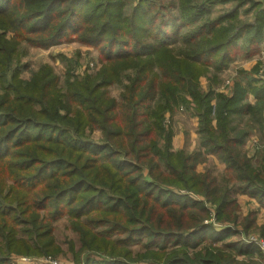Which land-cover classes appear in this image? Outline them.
Returning a JSON list of instances; mask_svg holds the SVG:
<instances>
[{
	"label": "trees",
	"instance_id": "trees-1",
	"mask_svg": "<svg viewBox=\"0 0 264 264\" xmlns=\"http://www.w3.org/2000/svg\"><path fill=\"white\" fill-rule=\"evenodd\" d=\"M216 2L234 7L209 20ZM126 7V0H0V264L12 254L55 253L52 223L65 217L103 255L79 264H245L235 245L190 251L198 237L219 236L204 224L207 204L199 198L215 206L220 234L236 225L234 194L264 206V154L254 166L241 153L250 130L238 127L246 117L264 128V80L251 76L259 64L252 74L239 71L231 93L213 87L237 59L264 50V0H178L176 11L152 0ZM67 40L99 51L98 75L65 94L48 67L20 78L19 43L47 49ZM129 70L135 74L117 103L107 88ZM179 109L198 118L201 146L226 166L225 186L196 171L195 155L172 150L164 119ZM95 129L103 132L99 143L87 138ZM141 238L156 252L134 256L129 247ZM170 243L178 247L166 253Z\"/></svg>",
	"mask_w": 264,
	"mask_h": 264
},
{
	"label": "rangeland",
	"instance_id": "rangeland-1",
	"mask_svg": "<svg viewBox=\"0 0 264 264\" xmlns=\"http://www.w3.org/2000/svg\"><path fill=\"white\" fill-rule=\"evenodd\" d=\"M158 6H165L171 9V11L178 10V0H152ZM199 3L205 2V0H195ZM257 1V0H253ZM127 2V13L133 8L138 0H126ZM174 6H168L172 5ZM234 7L233 2L220 3L216 2L210 10V15L207 17L209 20H215L221 14L231 10ZM247 8V7H246ZM244 9V8H243ZM206 18V19H207ZM243 20L251 19V15H241ZM5 33L0 31V34ZM6 38L13 40L15 33L9 31L5 34ZM179 47V45L177 46ZM15 59L18 63V68L20 70V78L24 81H29L35 73H38L42 68L48 67L52 70L53 75H55L59 81L57 83L58 88L62 94L66 93L67 88L71 84L81 83L86 77H95L98 75L102 68V56L95 47L84 45L77 41H69L52 46L50 48H38L28 45L25 42L18 44L16 50ZM238 60V59H237ZM236 60V61H237ZM235 61V62H236ZM234 63V62H233ZM229 66V69L233 68L234 64ZM16 67L14 63L13 69ZM228 69V68H227ZM228 69V70H229ZM227 71V70H226ZM224 71V72H226ZM232 72V73H231ZM227 75L221 74L218 83L213 87L215 88V93H226L229 90L232 92L231 87L225 86V82L231 79L234 71L231 70ZM238 73V72H237ZM133 71H127L119 77L118 81L113 83L109 88H107L108 96L115 100L117 103H121L122 96L125 93V87L130 84L129 77L134 76ZM235 76V74L233 75ZM237 77H240L237 74ZM233 80V78H232ZM200 85L204 91L209 90V81L207 78L202 77ZM166 120L170 123L173 130L172 138V150L180 151L184 150L188 154L195 155L198 160V165L196 171L198 173H205L210 171L212 175L217 179L219 186H225L227 182L225 181V169L226 166L215 156L210 155L205 152V149L201 146L199 140V120L194 114L189 110H178L174 114L166 113L164 119V126H166ZM246 122V121H244ZM238 124H243V122H238ZM169 125V126H170ZM244 126V125H243ZM260 129L253 134H258V138L261 143V150H256L253 147V152L249 151L244 147V143L241 145V153L244 155L254 158V163L257 164L261 160L264 154V132ZM87 138L94 142H101L103 139V132L101 129H95L90 132L87 131ZM196 136H195V135ZM250 134V135H251ZM177 137V138H176ZM247 141L251 142L249 137L246 138ZM165 141L162 137L158 139L157 146L159 148L165 147ZM174 145H177V149ZM251 146V144H250ZM253 154V155H252ZM231 185H229L230 187ZM204 201L208 210V219L204 221V224L210 225L214 230V233L219 236H214L212 232H208V236H200L197 238L198 243L197 249L190 251V255L193 256L194 253L203 252L206 248L212 246L216 248L224 247V245L234 246V255L236 259L241 263H253V264H264V252H262L259 247L255 244V241H264L263 237V226L264 223H260V220L264 221L262 217H258L260 214V204L258 201L248 195L234 194L233 199L236 201V206L239 208L238 211L234 213L236 215V225H228L233 229L231 234H220L224 227L220 225L215 217V206L206 201L204 198H199ZM264 215V214H263ZM250 218V226L247 230V225L244 219ZM259 220V221H258ZM53 226V239L56 247V252L47 255H31L23 256L12 254L10 259L2 264H79L86 258H94L99 260L100 252L92 251L90 243L85 239H82L79 231L72 226V222L68 217L60 218L52 223ZM20 230L30 229L29 224H20ZM95 231H100V229L95 228ZM229 235V236H228ZM212 237H215L213 239ZM223 237H225L223 239ZM26 239L27 236H24ZM217 238V240H216ZM31 241V240H30ZM31 247H34V242H30ZM147 240L141 238L136 240L135 244L130 245L129 249L132 251L134 256L147 254L146 251L151 250L156 252L153 248H147ZM146 246V248H145ZM178 246L170 243L166 248L167 252L173 251ZM156 249V248H154ZM227 249V248H226ZM230 252L231 250L228 249ZM149 262L148 260H145Z\"/></svg>",
	"mask_w": 264,
	"mask_h": 264
},
{
	"label": "crops",
	"instance_id": "crops-1",
	"mask_svg": "<svg viewBox=\"0 0 264 264\" xmlns=\"http://www.w3.org/2000/svg\"><path fill=\"white\" fill-rule=\"evenodd\" d=\"M234 65H233V68L231 69H226L225 71L226 72H222L223 74H228L229 72H231V70H233L234 71V73H233V75L235 74V76H231V82H232V86H233V84H234V81H235V79H237L238 77H237V74H239V71L240 70H244L245 72H248L249 74H252L251 73V71H252V69L254 68V67H256L257 66V64H259V68H260V72H259V74L258 75H251V76H253L254 78H256V79H263L264 80V50L259 54V55H256V56H254V57H252V58H246V57H244V58H239L236 62H234L233 63ZM238 72V73H237ZM221 73V74H222ZM232 73V72H231ZM221 74H220V77H221ZM222 74V75H223ZM226 74V75H227ZM224 76V75H223ZM232 78H233V80H232ZM227 93H231L229 90L227 91ZM247 100H248V102L250 103V104H252V105H254L255 103H256V99L254 98V96H252V95H249L248 97H247ZM244 121H246V122H244ZM244 121H243V124H240L238 127L240 128V129H242V128H244L245 126H248L249 127V130H250V133L248 134V136L247 137H249L250 139H251V142L248 140L247 141V139L245 140V142H244V147H246V149L247 150H249V151H251V152H253V139H257V140H259V138H258V134H251L252 133V131L255 133L256 131H258V130H260V129H262L263 131L262 132H264V128L262 127H253V126H251L250 124H248V122H247V118L245 117L244 118ZM244 125V126H243ZM251 134V135H250ZM195 135V134H194ZM196 136V135H195ZM177 138V137H176ZM260 141V140H259ZM250 144H251V146H250ZM175 146V148L177 149V145H174ZM181 150V149H180ZM257 150V149H256ZM253 155V154H252ZM252 162H253V165L254 166H260L261 164H262V158H261V160L260 161H258V163L257 164H255L254 163V158L252 157ZM258 206H260V214L258 215V217H262L263 219H264V206H262V205H258ZM259 221V220H258ZM260 223H264V221L262 220H260Z\"/></svg>",
	"mask_w": 264,
	"mask_h": 264
},
{
	"label": "built area",
	"instance_id": "built-area-1",
	"mask_svg": "<svg viewBox=\"0 0 264 264\" xmlns=\"http://www.w3.org/2000/svg\"><path fill=\"white\" fill-rule=\"evenodd\" d=\"M225 86H227L228 88L232 86V82L231 80H227L225 82ZM253 146L255 149L257 150H261V143L259 140L257 139H253ZM255 244L259 247V249L264 252V241H261V242H258V241H255Z\"/></svg>",
	"mask_w": 264,
	"mask_h": 264
}]
</instances>
